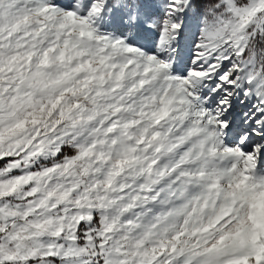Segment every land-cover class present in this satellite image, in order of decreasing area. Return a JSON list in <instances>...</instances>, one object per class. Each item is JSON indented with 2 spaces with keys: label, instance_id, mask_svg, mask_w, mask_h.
Masks as SVG:
<instances>
[{
  "label": "snow or ice",
  "instance_id": "snow-or-ice-1",
  "mask_svg": "<svg viewBox=\"0 0 264 264\" xmlns=\"http://www.w3.org/2000/svg\"><path fill=\"white\" fill-rule=\"evenodd\" d=\"M0 264H264V0H0Z\"/></svg>",
  "mask_w": 264,
  "mask_h": 264
}]
</instances>
